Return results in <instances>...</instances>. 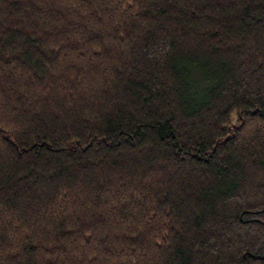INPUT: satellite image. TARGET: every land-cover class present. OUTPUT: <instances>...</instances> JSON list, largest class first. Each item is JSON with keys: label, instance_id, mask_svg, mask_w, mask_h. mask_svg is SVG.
<instances>
[{"label": "trees", "instance_id": "1", "mask_svg": "<svg viewBox=\"0 0 264 264\" xmlns=\"http://www.w3.org/2000/svg\"><path fill=\"white\" fill-rule=\"evenodd\" d=\"M0 264H264V0H0Z\"/></svg>", "mask_w": 264, "mask_h": 264}, {"label": "rangeland", "instance_id": "2", "mask_svg": "<svg viewBox=\"0 0 264 264\" xmlns=\"http://www.w3.org/2000/svg\"><path fill=\"white\" fill-rule=\"evenodd\" d=\"M234 118H235V115H234Z\"/></svg>", "mask_w": 264, "mask_h": 264}]
</instances>
